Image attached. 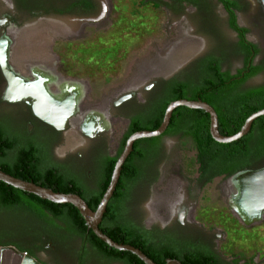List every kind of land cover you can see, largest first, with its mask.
<instances>
[{
    "label": "flooded vegetation",
    "instance_id": "af4514ba",
    "mask_svg": "<svg viewBox=\"0 0 264 264\" xmlns=\"http://www.w3.org/2000/svg\"><path fill=\"white\" fill-rule=\"evenodd\" d=\"M10 2L9 7L12 11L0 14V41L6 39L9 42L7 50L4 51L0 48V60L6 59L8 68L21 78L25 85L29 86L25 89L29 94L25 96L20 94L23 90L11 89L10 80L0 62V134L10 137L9 119H17L20 122L19 125H22L27 133L42 137L45 144L39 145L33 141L23 146L16 144L15 149L6 156L5 162L11 171L26 179L13 177L23 181L34 182L43 186L44 183L52 182L50 174L60 173L69 180H77L84 184L89 193H97L101 189V182L104 181V173L108 165L106 159L117 158L118 160L125 149L127 140L135 133H131L124 144L125 137L135 129V118L146 113L155 104L156 99L167 92L168 84L172 80L157 79L146 85L143 90H139V88H135V78H132L120 89H117L114 94L106 92L101 94V97H94L93 87L98 88V85L80 74L85 66L77 65L74 62L75 60H72L73 63L66 68L60 54L57 62L56 59L53 62L51 61L50 64H46L44 61L32 64L33 62L27 61L29 63H26L28 65L25 66L26 70L19 71L12 63V48L14 45L12 34L23 29L27 19L30 21L31 19L54 16L58 19L71 21L74 33L79 31L74 39L75 43L80 45L84 43L81 42L82 40L87 42L89 35L95 32L93 34L99 35V39L95 43V47L98 48L95 49L103 51V56L106 52H109L110 55H106V58L112 56L113 53L115 57L118 53H122L123 43H116L115 40L122 33L125 25L128 29L134 31L132 43L134 46H132L135 47V21L132 24V21H129L130 18L123 16V6L117 5L118 2L115 0H11ZM255 2L253 0H153V3L179 14L185 20L195 14L205 20L216 19L218 22L220 15H222L225 25L234 33L237 44H239V33L232 27V19L235 17L238 26L248 30L245 34L246 41L259 49L253 64H260L263 67L262 72L245 81L242 86L244 90L264 88V83L258 86L249 85L250 81L264 73V46L250 40V29L240 25L242 15H246V13L248 15L251 11H254L253 14L256 13L257 15L259 10L258 21L263 23L264 28V0H256ZM188 6L194 11L191 15L187 12ZM131 12L135 13V7ZM219 12L221 14H218ZM133 15L135 16V14ZM130 26L131 28H129ZM112 40H114V44L111 43L108 47V41ZM69 43L67 41L65 45H69ZM87 45L83 46L86 49L85 52L90 51L91 46L88 47ZM235 50L236 47L234 49L236 53ZM251 50L255 54V48L252 47ZM75 53L77 51L71 52V54ZM213 55L215 54L203 56L201 59L192 62L190 66L195 63L198 64V62ZM260 56L262 58L258 60ZM74 70L77 71V74H69L68 71L72 72ZM99 81H102V79ZM45 92L51 95L61 111V114H59L60 120L54 124L42 119L34 110V104L41 102L40 99L44 98ZM45 98H47L46 95ZM11 115L12 118H10ZM65 118L66 121L64 122ZM116 125L119 126V129L121 128L119 133L113 130ZM167 130L159 136V147L153 156L148 154V146L144 143L138 147L141 148L145 156H139L134 144L133 151L127 158L120 176V179L124 177L127 180L130 179L126 171L129 165H133L134 169L139 172L136 182L134 181V184L128 190V202L134 196L135 199L140 200L148 194L158 175V162L165 149L164 139L177 138L179 141L192 145V148L197 152L193 140L189 136L182 132L171 134ZM72 134L75 136L80 135L79 140L82 142L85 152L74 157H66L65 155L63 160H59L56 157V148L60 144L66 143ZM33 146L36 147L37 158L32 161L34 174H29L20 167L24 162L19 160L18 157L22 150ZM85 159L92 164L81 173L79 167ZM196 163L198 165L197 182L203 184L198 152ZM261 168H264V166L262 165L255 170ZM231 177L225 178L222 175L215 177L213 180L222 178L229 187ZM35 180L41 184H38ZM16 189V191L11 188H7L5 191L0 190V201L2 199L5 201L4 205L0 203V250L8 246H13L23 253H26L24 250H27L29 252L27 254L32 253L42 264H53L48 260L49 258L55 260V264L70 263L72 260L74 264H77L75 257L70 258L69 250L74 245L76 247L74 249L77 251L82 246V241L72 242L69 239L67 232L69 226L65 221L56 218L59 211L49 203L52 201L48 200L49 202H46L47 200H40L41 197L33 193ZM127 207L125 204L117 223L128 225L133 230L143 232L149 239L148 244L154 249H167L172 255L175 254L183 258L190 252H210L226 264H237L233 260L223 257L217 250L215 244L216 240L220 239V234L215 235L212 231L204 229L195 220L191 223L183 221L185 210L180 212L178 217L175 216L176 212L172 214V211L167 217L157 216L155 219L164 223L149 225L147 221L151 218H147L143 210L134 211L132 209V211L130 203ZM185 237L189 238L192 246L182 245ZM74 249L72 252H74ZM85 249L91 256L95 254V249L91 245H86ZM46 258L48 259L46 260ZM257 258H259V261L262 260L260 255ZM257 258L254 259L255 264L259 262ZM169 259L172 258L165 257L166 261ZM91 262L92 258L87 264ZM116 263L123 264L103 254L99 264Z\"/></svg>",
    "mask_w": 264,
    "mask_h": 264
},
{
    "label": "rangeland",
    "instance_id": "374dc122",
    "mask_svg": "<svg viewBox=\"0 0 264 264\" xmlns=\"http://www.w3.org/2000/svg\"><path fill=\"white\" fill-rule=\"evenodd\" d=\"M10 1L0 0V14L12 11L9 7ZM115 1L118 2L117 5L123 6V16L130 18L132 24L135 21L134 48L132 44L134 31L128 29L126 25L115 40L116 43H123L122 53H118L116 57L113 53L106 58V55H110L109 52L103 56V51L95 49L98 48L95 47V43L99 39V35L93 34L95 32L89 35L88 43L82 40L81 42L84 43L80 45L76 44L74 39L79 31L74 33L71 21L54 16L30 21L27 19L23 29L12 34L13 65L19 71H24L25 66H28L26 63H29L27 61L33 62L32 64L41 61L50 64L54 59L57 62L62 55L64 67L67 68L73 63L72 60H75V64L85 66L80 74L97 83L98 88L93 87L94 97H101V94L106 92L114 94L132 78H135V88L143 90L146 85L157 79L169 81L193 76L195 72L197 73L198 64L191 66L190 64L209 54L223 57L224 69L232 73L242 68L241 56L234 52L237 46L236 36L225 25L222 15L218 22L216 19L205 20L195 14L191 15L194 11L188 6L187 12L191 17L188 16L189 18L185 20L179 14L153 3V0ZM253 1L256 3V0ZM134 7L135 13H132ZM251 13L240 17V25L250 29V40L264 46L263 23L258 21L260 11L258 10L257 15L253 14L254 11ZM67 41L70 42L69 45H65ZM108 43L110 47L111 43L114 44V40ZM86 45L91 46L90 51L85 52L83 46ZM71 50L77 53L71 54ZM261 58L262 56L258 60ZM68 72L71 75L77 74L75 70ZM100 79L102 81H99ZM263 83L264 73L250 81L249 85L258 86ZM19 123L17 119H9L8 123L10 137L14 138L19 146L31 141L39 145L45 144L42 137L27 133ZM113 130L119 133L121 128L116 125ZM79 139L80 135L69 136L66 143L57 146L56 157L63 160L65 155L74 157L84 153V146ZM164 144L165 149L157 167L158 175L148 194L139 198L140 200L135 199L134 196L126 203V207L130 203L131 210H143L145 216L151 218L147 221L149 225L164 223L156 220L157 216L167 217L172 211V214L176 212L175 216L178 217L179 213L185 210L184 222L191 223L195 220L204 229L212 231L215 235L220 234L221 237L216 240L215 246L223 257L237 264H255L254 259L260 255L262 260L259 261L257 258L258 264H264V216L259 221L249 224L239 218L229 204L232 191L225 180L217 178L208 184L197 182V152L192 145L177 138L164 139ZM91 164L85 159L79 167L81 173ZM182 245L192 246L187 237L184 238ZM74 248L76 249L73 245L69 250L70 258L77 256ZM48 260L53 264L56 263L51 258ZM72 262L73 260L64 264H74ZM99 263L100 258L96 253L93 254L90 264Z\"/></svg>",
    "mask_w": 264,
    "mask_h": 264
},
{
    "label": "trees",
    "instance_id": "16d2710c",
    "mask_svg": "<svg viewBox=\"0 0 264 264\" xmlns=\"http://www.w3.org/2000/svg\"><path fill=\"white\" fill-rule=\"evenodd\" d=\"M232 27L239 33L240 37V43L237 44L235 51L241 56L242 68L233 74L230 70L224 69L223 57L213 55L203 59L198 63L195 75H189L184 79H173L168 84L167 92L156 99L155 104L146 113L135 118V129L125 137L124 144L133 132L156 130L163 122L169 104L177 100H202L211 105L218 114L219 131L224 136H232L238 133L251 115L264 109V88L242 89L246 80L263 70L260 64H253L259 49L246 41L245 34L248 30L239 27L235 17L232 19ZM252 47L255 48V54L252 53ZM167 132L171 134L182 132L193 140L198 152V162L201 165V181L203 184L212 182L217 176L224 175L225 178H228L238 172L255 170L262 165L264 166V116L253 123L248 135L238 141L222 144L215 141L211 136L209 114L201 109L179 107L173 113ZM159 142V137L137 141L135 143L136 151L138 150L137 154L141 157L145 156L141 148L138 147L144 143L148 146V154L153 156L157 152ZM16 144L18 143L14 138L0 134V169L12 176L26 179L11 171L5 162L6 156L15 149ZM36 158V147L25 148L18 157L19 160L24 162L20 167L25 172L34 174L32 161ZM106 162H108V165L104 173V181L101 182V189L97 193H89L84 184L77 180H69L60 173L50 174L52 182L42 185L56 192L78 194L95 211L110 184L117 158H108ZM126 171L130 179L127 180L126 177L120 179L114 196L108 205L107 213L100 225L102 232L117 243L139 248L157 264H166V256L178 259L183 264H226L210 252H190L183 258L175 254L172 255L167 249L156 250L148 244L149 239L143 232L133 230L128 225H119L117 220L121 214L120 212L129 200L128 190L132 187L134 181L136 182L139 175L133 165H129ZM35 181L41 184L37 180ZM7 188L17 190L0 181V190L5 191ZM40 200L44 199L40 198ZM0 203L4 205L5 201L2 199ZM49 203L59 211L56 218L65 221L69 226L67 230L69 239L72 242L82 241V246L77 247L78 250L76 251L77 264H87L92 258L91 254L85 249L86 245H91L99 258L104 254L123 264H145L133 253L119 251L100 240L92 230L88 229L83 216L74 205ZM24 251L29 253L27 250ZM30 255L35 257L32 253Z\"/></svg>",
    "mask_w": 264,
    "mask_h": 264
},
{
    "label": "water",
    "instance_id": "95a60500",
    "mask_svg": "<svg viewBox=\"0 0 264 264\" xmlns=\"http://www.w3.org/2000/svg\"><path fill=\"white\" fill-rule=\"evenodd\" d=\"M8 45H9L8 40L4 39L0 41V48L4 49V51L7 50ZM0 62L3 66L6 76L10 80L11 89L23 90V92L21 91L20 94H24L25 96H28L29 93H27V90L25 89L29 86L25 85L23 83V80L19 78L17 75H15V73H13L8 68L6 59L4 60L1 59ZM45 95L47 98H45ZM43 96L44 98L40 99L41 102L39 101L34 104V110L36 114L40 116L42 119H44L45 121L51 124H54L56 121L60 120L59 119L60 118L59 114H61L60 108H58V105L55 104V102L51 98V95H49L47 92H45ZM179 107H187L189 109H201L204 110L207 114H209L211 136L215 141L222 144H229L234 141H238L242 139L243 137L249 134V132L253 127V123L258 118L264 116V109H262L251 115L246 120L245 124L242 126L241 130L238 133L232 136H224L219 131L218 114L215 111V109L207 102H204L202 100L192 101L187 99H181L170 103L165 111L163 122L156 130L153 131L143 130V131L135 132L127 140L125 149L116 162L110 184L107 190L105 191L95 211H93L88 205V203L78 194L56 192L54 190L37 185L34 182H26L21 179L15 178L1 169H0V181L8 185H11L15 188L33 193L41 197L42 199L49 200L57 204L74 205L83 216L88 229L92 230L95 233V235L100 240L105 242L107 245L119 251L131 252L137 257H139L145 264H157L151 258H149L145 253H143V251H141L139 248H136L128 244H121L115 242L108 235L102 232V230L100 229V225L105 217V214L107 213L108 205L117 189L123 166L127 158L132 153L134 144L142 139L157 138L163 135L171 123L174 111ZM63 121L65 122L66 118ZM233 178H236L240 183L245 182L247 188L250 187L249 191L251 193L253 192L252 193L253 195H260V194L264 195V168L258 170L241 171L233 175L231 179ZM251 215H252V219L250 220V223H252L253 222L252 220L257 217L253 213ZM263 215H264V209L262 210L261 213L259 212V218H262ZM253 216H255V218ZM0 264H42V263L32 255L20 252L17 248L13 246H8V247H3L0 250ZM166 264H183V263L178 259H169L167 260Z\"/></svg>",
    "mask_w": 264,
    "mask_h": 264
},
{
    "label": "bare ground",
    "instance_id": "6f19581e",
    "mask_svg": "<svg viewBox=\"0 0 264 264\" xmlns=\"http://www.w3.org/2000/svg\"><path fill=\"white\" fill-rule=\"evenodd\" d=\"M229 187L232 191L229 204L234 214L246 223H250L252 213L257 216H253L255 219L252 221L260 220L259 212L264 209V195H253L249 191L250 187L247 188L245 182L240 183L236 178L230 179Z\"/></svg>",
    "mask_w": 264,
    "mask_h": 264
}]
</instances>
